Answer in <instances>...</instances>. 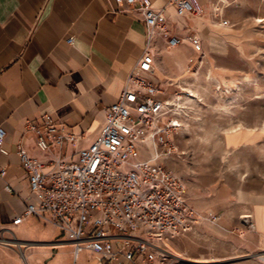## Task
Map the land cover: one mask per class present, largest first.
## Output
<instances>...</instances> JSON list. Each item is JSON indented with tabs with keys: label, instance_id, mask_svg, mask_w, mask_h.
<instances>
[{
	"label": "crops",
	"instance_id": "1",
	"mask_svg": "<svg viewBox=\"0 0 264 264\" xmlns=\"http://www.w3.org/2000/svg\"><path fill=\"white\" fill-rule=\"evenodd\" d=\"M149 1L174 14L171 0ZM196 1L203 19L173 15L178 34V27L189 22L212 26L204 17L223 15L229 7L224 0ZM146 42L145 22L126 1L0 0V126L7 131L3 145L7 154L0 151V264H132L124 257L101 261L89 250L80 252L75 260L74 246L64 230L34 215L16 221L32 196L18 147L22 144L46 161V171L53 164L50 159L76 158L75 150L97 138L106 108L118 101ZM155 49L158 57L152 77L163 85L170 57L182 59L187 48L182 44L170 50L157 37ZM45 114L79 135V142L68 149L53 147L42 152L28 123L40 122ZM225 141L229 149H240L243 154L249 148L264 147V129L245 127ZM257 198L247 213H222L214 223L228 231L238 228L236 217L241 220L249 215L256 232L263 236L264 191ZM201 216L202 221L208 220Z\"/></svg>",
	"mask_w": 264,
	"mask_h": 264
},
{
	"label": "built area",
	"instance_id": "2",
	"mask_svg": "<svg viewBox=\"0 0 264 264\" xmlns=\"http://www.w3.org/2000/svg\"><path fill=\"white\" fill-rule=\"evenodd\" d=\"M117 1H126L145 22L143 55L118 101L106 108L97 138L75 150L76 158L50 159L53 164L46 171V161L19 145L32 196L16 221L34 215L64 230L74 246L75 260L89 250L101 261L124 257L132 264H177L171 241L191 231L202 216L187 201L186 182L160 161L177 151L173 136L181 122L173 115L170 98H156L166 91L152 77L158 57L155 40L162 38L168 48L180 46L185 38L173 29V15L196 17L201 11L196 0H171L174 14L166 7L155 8L149 0ZM186 39L193 49L203 51L200 35ZM28 126L44 153L53 147L68 149L80 139L49 114ZM6 136L0 126V151L7 154Z\"/></svg>",
	"mask_w": 264,
	"mask_h": 264
},
{
	"label": "rangeland",
	"instance_id": "3",
	"mask_svg": "<svg viewBox=\"0 0 264 264\" xmlns=\"http://www.w3.org/2000/svg\"><path fill=\"white\" fill-rule=\"evenodd\" d=\"M224 3L223 15L204 17L212 26L178 27L186 55L170 57L166 92L156 96L170 98L181 122L177 151L160 161L186 182L188 203L208 218L171 241L177 264H264V235L252 216L236 217L238 228L228 231L213 219L247 213L264 191V147L242 154L225 141L245 127L264 129V0ZM192 34L201 36L202 52L186 39Z\"/></svg>",
	"mask_w": 264,
	"mask_h": 264
},
{
	"label": "bare ground",
	"instance_id": "4",
	"mask_svg": "<svg viewBox=\"0 0 264 264\" xmlns=\"http://www.w3.org/2000/svg\"><path fill=\"white\" fill-rule=\"evenodd\" d=\"M198 261H203V260H198ZM197 262V261H196Z\"/></svg>",
	"mask_w": 264,
	"mask_h": 264
}]
</instances>
